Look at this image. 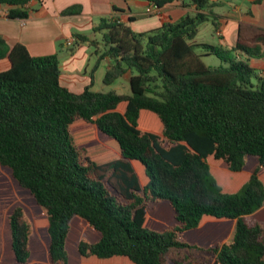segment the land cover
Returning a JSON list of instances; mask_svg holds the SVG:
<instances>
[{
    "label": "trees",
    "instance_id": "1",
    "mask_svg": "<svg viewBox=\"0 0 264 264\" xmlns=\"http://www.w3.org/2000/svg\"><path fill=\"white\" fill-rule=\"evenodd\" d=\"M30 1L0 0V7L22 19ZM147 1L158 9L176 0ZM191 4L195 15L146 32L111 18L93 28L103 46L90 42L92 71L110 57L103 83L130 71V94L72 92L59 81L56 53L32 56L0 37V59L10 62L0 71V165L45 214L52 264H71L74 217L99 234L76 244L89 263L264 264V214L253 216L264 207V78L249 63L263 54L264 28L239 24L230 48L196 44L211 4ZM203 55L220 64H205ZM8 228L14 261L27 264L20 206Z\"/></svg>",
    "mask_w": 264,
    "mask_h": 264
},
{
    "label": "crops",
    "instance_id": "2",
    "mask_svg": "<svg viewBox=\"0 0 264 264\" xmlns=\"http://www.w3.org/2000/svg\"><path fill=\"white\" fill-rule=\"evenodd\" d=\"M209 3L211 6L202 11L209 15V20L198 25L192 39L196 44L230 48L236 44L239 24L264 28V0H209ZM150 4L147 0H31L27 5L28 17L22 19L7 17V6H1L0 37L9 48L16 43L24 45L32 56L56 53L59 81L72 92L80 93L86 87L92 91L105 92L102 91L105 90L104 86L111 85H117V90L126 89V85L129 87L130 71L110 85L103 83L105 71L111 64L110 57L101 59L92 71L97 55L90 42L101 39V33L93 31L101 19H115L127 24L134 32H146L159 28L163 21L175 22L200 11L191 4V0H176L147 14L145 9ZM73 5L80 6L78 13H62ZM74 33L85 34L88 40L77 41ZM69 39H73V44L68 46L66 43ZM102 46L97 42V48L101 49ZM261 50L263 54L251 57L249 63L264 78V45ZM237 54L244 58V55ZM9 66L7 57L0 59V71Z\"/></svg>",
    "mask_w": 264,
    "mask_h": 264
},
{
    "label": "rangeland",
    "instance_id": "3",
    "mask_svg": "<svg viewBox=\"0 0 264 264\" xmlns=\"http://www.w3.org/2000/svg\"><path fill=\"white\" fill-rule=\"evenodd\" d=\"M99 38L97 42L101 43ZM97 45V44H96ZM100 45V44H99ZM93 50L95 47H92ZM201 52V50H199ZM202 60L209 66H217L220 64L219 59L214 55H203ZM129 72V71H128ZM255 82V79H253ZM104 86V85H103ZM117 85L109 87L104 86L105 90L112 89L120 94H130V88L126 85V89L117 90ZM211 157H209L210 159ZM260 178L264 181L262 170L259 172ZM225 189V188H224ZM21 207L24 212V219L29 225V249L30 259L27 264H52L48 254L47 245L48 237L46 234V216L42 210L35 204L31 195L21 189L11 176L10 171L0 165V255L1 264H17L10 251L8 215L15 207ZM259 214H253L258 219L264 214V207ZM233 231V225L224 235L223 239H229ZM99 234L93 230L85 221L79 217L72 218L67 236V249L71 257V264H132L123 258H110L103 262L94 261L89 263V259L81 258L76 252V244L80 239L95 241Z\"/></svg>",
    "mask_w": 264,
    "mask_h": 264
},
{
    "label": "built area",
    "instance_id": "4",
    "mask_svg": "<svg viewBox=\"0 0 264 264\" xmlns=\"http://www.w3.org/2000/svg\"><path fill=\"white\" fill-rule=\"evenodd\" d=\"M155 10H157V7L154 4H150L146 9H145V13L147 14H151L153 13ZM68 46L73 44V39H69L66 43Z\"/></svg>",
    "mask_w": 264,
    "mask_h": 264
}]
</instances>
